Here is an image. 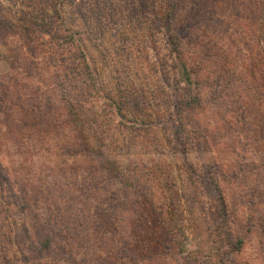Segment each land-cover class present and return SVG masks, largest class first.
<instances>
[{
	"label": "rangeland",
	"instance_id": "obj_1",
	"mask_svg": "<svg viewBox=\"0 0 264 264\" xmlns=\"http://www.w3.org/2000/svg\"><path fill=\"white\" fill-rule=\"evenodd\" d=\"M55 1L51 33L0 31V164L33 203L3 230L65 218L64 264H264V0Z\"/></svg>",
	"mask_w": 264,
	"mask_h": 264
},
{
	"label": "trees",
	"instance_id": "obj_2",
	"mask_svg": "<svg viewBox=\"0 0 264 264\" xmlns=\"http://www.w3.org/2000/svg\"><path fill=\"white\" fill-rule=\"evenodd\" d=\"M48 1L49 0H46V2ZM44 2L45 0H31V6L34 10L32 12H21L19 17L16 19H13L9 15H0V31L2 29L5 30L6 33H15V31L25 33L40 30L51 33V26H56L58 24V18L63 17V15L59 12L61 11V8L58 7V3L56 4V1L54 6L58 13H56V16H53L52 19L45 11L35 9L38 3ZM178 2L179 0H171L166 7L164 17H166L167 21L170 23L174 21ZM168 30H170V28H168ZM72 35H74V33H72ZM168 39L171 51L176 54L181 52L179 50V42L176 41V38L173 37L172 34L169 35ZM204 46L208 47V45ZM87 66L88 68H91V64L89 62L87 63ZM190 71L191 70L188 69L187 65L182 64V74L186 82H192ZM89 72L95 80L96 77L92 74V70H89ZM191 104H194L193 106L199 105L200 103L198 97L186 101L187 106H191ZM193 106L189 107V109H192ZM116 107L119 114H121L123 112L122 105L116 103ZM77 111L74 106L71 105L70 112L74 117L75 123L80 122L79 113ZM80 150L90 153L96 151V149L91 147L89 143H87V145ZM110 171H112V169H110ZM5 172L6 171H4V168L0 164V264H64L54 254L56 243L53 239L56 235L57 237L58 235L60 237L63 231L62 227H67V225H65V218L60 221L59 226L58 223L53 224L55 227L49 226V217L45 219L46 221L43 223V227H38L37 223L33 222L32 227L27 224L16 230L12 227L8 230H3V228H5L4 222H6L10 217L9 211L11 206H15V210L21 211L24 214L26 213L27 216L28 213H31V209L33 207L31 197L32 190L30 191V188L28 189L27 182L19 183L16 181L18 185H23H20V196H18L16 200H11L14 198V186H11L12 188H6V186L10 184L6 182L8 178L5 175ZM112 176H117V170H115ZM29 239H31L30 243H28ZM243 242V239L238 237L237 240H235L234 247L239 250L242 247Z\"/></svg>",
	"mask_w": 264,
	"mask_h": 264
}]
</instances>
